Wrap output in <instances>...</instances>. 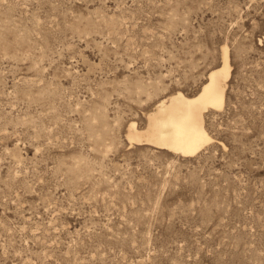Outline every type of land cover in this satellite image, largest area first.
Wrapping results in <instances>:
<instances>
[{"label": "rangeland", "instance_id": "374dc122", "mask_svg": "<svg viewBox=\"0 0 264 264\" xmlns=\"http://www.w3.org/2000/svg\"><path fill=\"white\" fill-rule=\"evenodd\" d=\"M224 46L213 140L130 142ZM0 264H264V0H0Z\"/></svg>", "mask_w": 264, "mask_h": 264}, {"label": "bare ground", "instance_id": "6f19581e", "mask_svg": "<svg viewBox=\"0 0 264 264\" xmlns=\"http://www.w3.org/2000/svg\"><path fill=\"white\" fill-rule=\"evenodd\" d=\"M230 74L229 51L222 48L221 62L207 72L206 80L198 91L186 95L174 91L159 98L146 114V124L137 128L130 121L126 136L130 142L147 143L179 153L192 155L213 140L205 126L204 114L207 110H219L225 103L226 82ZM190 122L191 127L198 125V132H191L182 140L173 135V125L179 120Z\"/></svg>", "mask_w": 264, "mask_h": 264}, {"label": "snow or ice", "instance_id": "6c2138e0", "mask_svg": "<svg viewBox=\"0 0 264 264\" xmlns=\"http://www.w3.org/2000/svg\"><path fill=\"white\" fill-rule=\"evenodd\" d=\"M198 131H199L198 125L195 128H193L191 127L190 122L181 119L173 125L172 135L177 140H182L186 136H188L191 132H198Z\"/></svg>", "mask_w": 264, "mask_h": 264}]
</instances>
